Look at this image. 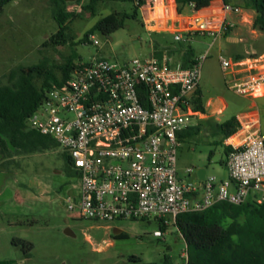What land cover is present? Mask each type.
<instances>
[{
	"label": "built area",
	"instance_id": "1",
	"mask_svg": "<svg viewBox=\"0 0 264 264\" xmlns=\"http://www.w3.org/2000/svg\"><path fill=\"white\" fill-rule=\"evenodd\" d=\"M190 6L195 16L174 32L176 43L187 41L186 35H223L229 15L243 12L231 0H211L201 10ZM206 56L189 68L153 56L123 64L94 57L76 63L71 78L47 93L29 127L54 138L72 161L81 186L66 200L70 211L78 209L82 219L91 221L153 217L161 225L153 236L164 238L163 228L176 226L180 214L219 202L264 203V132L258 120L245 115L237 118L240 127L226 141L232 148L226 163L228 179L206 175L186 182L179 177L178 133L200 113L193 101ZM219 62L235 94L250 99L264 96L261 63L234 61L222 54ZM187 263L186 246L180 264Z\"/></svg>",
	"mask_w": 264,
	"mask_h": 264
},
{
	"label": "rangeland",
	"instance_id": "2",
	"mask_svg": "<svg viewBox=\"0 0 264 264\" xmlns=\"http://www.w3.org/2000/svg\"><path fill=\"white\" fill-rule=\"evenodd\" d=\"M67 3L69 10L80 12L75 1L67 0ZM125 5L126 10L134 14V5L130 2ZM118 10L121 9L116 4L104 1L99 4L95 16L84 14L70 24L74 45L43 48V43L59 31L52 15L51 0H15L10 3L0 15V82L6 83L14 68L36 65L46 58L51 65H60L68 57L75 63L99 57L123 64L133 59H149L154 41L172 44L170 36H153L145 31L140 23L139 10L136 18L126 19L124 28L112 35L96 33L84 40L98 21ZM94 40L99 44L95 45ZM211 42L210 38L196 35L189 44L184 42L180 46L185 49L190 45L195 59L207 55L203 61L201 89L205 101L212 97L226 100L228 108L219 116L220 121L225 122L253 102L237 96L228 88L219 55L229 57L230 54L224 47L219 49L218 45L210 48ZM247 45L249 49L264 51V35L253 38ZM255 103L261 113L264 131V98ZM197 122L193 120L192 125ZM210 126L202 122L198 135L179 141L177 157L181 180L195 181L199 169H206L208 176L220 180L229 178L228 157L220 144L224 137L222 134L212 135ZM63 153L57 148L10 160L0 159V169L7 171L5 178L0 175V216L14 222L12 229L8 227L14 230L12 236L35 244L29 264H162L166 256L175 263L181 262L186 245L173 224L164 227V238H156L153 234L161 225L153 217L91 221L82 219L78 209L70 211L66 200L79 193L81 182L65 173ZM188 171H191L190 175ZM121 232L127 234V238H116ZM133 257L140 262L132 260Z\"/></svg>",
	"mask_w": 264,
	"mask_h": 264
},
{
	"label": "trees",
	"instance_id": "3",
	"mask_svg": "<svg viewBox=\"0 0 264 264\" xmlns=\"http://www.w3.org/2000/svg\"><path fill=\"white\" fill-rule=\"evenodd\" d=\"M15 0H0V15L5 7ZM106 0H75L81 10H69L67 0H51L52 15L59 25V31L49 37L43 48L64 47L75 44L70 24L84 14L95 16L99 4ZM110 2H130L136 11L134 14L115 11L98 21L85 35L89 40L96 33L110 36L124 28L125 20L136 18L137 10L146 6L149 0H107ZM179 12L191 3L197 10L207 8L211 0H176ZM246 8L257 14L254 21L255 29L264 33V0H246ZM155 56L162 60L163 52ZM192 47L185 48L182 56V67L189 68L195 63ZM76 66L74 60L68 57L60 65H51L48 59L29 67L19 66L11 70L7 82H0V159L10 160L21 155L45 153L59 148L54 138L40 134L29 127V119L36 113L47 93L54 87H61L68 81ZM143 104L147 107L146 92L142 90ZM194 110L205 113L200 92L193 101ZM212 125V135L222 134L225 139L232 137L240 127L236 116L219 123L206 121ZM201 132V124L188 127L178 133L179 141L191 138ZM228 157L232 148L220 143ZM213 153L211 154V156ZM65 173L69 177H77L72 161L67 153H63ZM211 159V157H210ZM227 163V162H226ZM178 233L187 246V264H264V203L257 204L248 201L241 205L219 202L214 206L199 212L180 214L176 224ZM164 230V228H163ZM116 238H127V234L119 233ZM25 256H31L34 244L20 238L12 241ZM132 260L140 262L133 257ZM162 264H177L166 256Z\"/></svg>",
	"mask_w": 264,
	"mask_h": 264
},
{
	"label": "crops",
	"instance_id": "4",
	"mask_svg": "<svg viewBox=\"0 0 264 264\" xmlns=\"http://www.w3.org/2000/svg\"><path fill=\"white\" fill-rule=\"evenodd\" d=\"M150 2V7H143L139 10L141 16V25L149 35H166L170 36L172 40V44L170 45L165 42L154 41L153 53L151 55L157 58V56H155V53L161 51L163 52L162 59L167 58L172 66L181 65L182 56L185 49H183L180 45H182V43L184 42H186V44H189L196 35H192L191 37L186 35L187 41H184L181 44H177L174 41V32L183 29L184 27H186L187 22L193 20L195 16V10L189 5L187 7H184L183 12L180 13L179 6L176 0H150ZM111 3L114 5L116 4V6L121 9L118 10V12L122 11L129 13L126 10V3ZM231 3L241 7L243 9V12L240 15H229V17L235 16V18L230 19L228 17L229 28L227 32L219 36H199L203 38L212 39V42L210 43V48L215 47L217 45L219 49H222L224 47L230 54V56L227 57L229 59H232L234 61H245L250 64L259 62L264 66V51H255L247 47V44H249L253 38H258L260 35H264V33L260 32L254 27V21L257 16L256 12L254 10L246 8V0H231ZM174 55L177 57L174 58ZM198 92H200V95L202 97L203 104L205 107V113H199L198 116L193 118V120H196V122H198L196 125L191 124L190 127H196L202 122L204 123L206 121L217 120L216 122L223 123L224 121L221 122L219 116H221L228 108L226 100L223 97H212L208 98L205 101L201 89V84ZM242 98L250 100L253 103L248 108L241 110L236 115V118L245 115L250 119L258 120L260 124L259 126L263 131L261 113L260 110L257 108V104L255 103V101L260 98H264V96L256 99H250L245 97ZM213 118L216 120H214ZM229 139L230 138L224 140L225 145L226 141H228ZM6 172V170L0 169V175H2L3 178H5L4 176ZM1 193L2 187L0 186V195ZM18 224L20 225V223ZM8 227L12 229L14 227V222H9L0 216V264H29L28 262L33 258V255H31L30 257L25 256L21 248L13 245L12 241L13 239H15V237L12 235L14 234V230H12V232Z\"/></svg>",
	"mask_w": 264,
	"mask_h": 264
},
{
	"label": "water",
	"instance_id": "5",
	"mask_svg": "<svg viewBox=\"0 0 264 264\" xmlns=\"http://www.w3.org/2000/svg\"><path fill=\"white\" fill-rule=\"evenodd\" d=\"M150 57H152V55ZM206 175H207L206 169H199L197 172V176L200 180H203L206 177Z\"/></svg>",
	"mask_w": 264,
	"mask_h": 264
}]
</instances>
